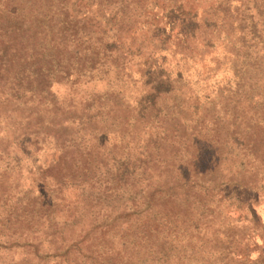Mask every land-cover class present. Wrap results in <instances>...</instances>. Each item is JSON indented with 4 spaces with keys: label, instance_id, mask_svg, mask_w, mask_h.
<instances>
[{
    "label": "rangeland",
    "instance_id": "374dc122",
    "mask_svg": "<svg viewBox=\"0 0 264 264\" xmlns=\"http://www.w3.org/2000/svg\"><path fill=\"white\" fill-rule=\"evenodd\" d=\"M199 2L202 6L180 23L186 20L191 29H200L206 22L202 8L216 7L218 18L225 11L220 5L229 6L233 17L228 15L230 26L217 27L212 38L197 47L198 55H185L168 37L151 53L141 52L135 44L126 50L131 40H120L115 17L100 28L104 12H98L92 0H79L70 3L69 19L63 15L54 26L56 37L61 38L39 43L37 56L23 62L34 80L20 84L14 79L19 70L12 69L8 88L2 90L12 100L0 110V178L6 173L15 182L0 211L19 198L38 203L64 198L69 210L63 208L50 224L34 222L0 230V264H264V162L256 163L260 171L252 179L247 174L252 153L238 136L225 143L217 178L203 183L212 192L200 212L205 218L194 221L191 228L180 218L171 223L176 226L175 241L161 246L159 256L144 249L126 254L118 242L111 253H95L97 262L86 253L91 242L89 217H97L100 207L108 206L122 218L130 214L126 211L142 207L144 191L155 173L147 160L166 137L167 125H172L167 113L191 131L203 117H222L224 108L232 107L227 94L237 90L239 81L231 68L234 57L237 69H242L239 76L244 77V71L255 74L245 70L255 56L247 49L264 43L263 18L256 23L249 18L251 12L242 18L246 14L238 0ZM112 14L113 9L107 8L108 17ZM161 26L152 27L156 35L162 33ZM5 27L0 23V39ZM125 51L133 56L118 64L110 58L118 53L123 57ZM92 66L98 67L90 70ZM28 89L34 94L31 102ZM214 97L216 101L209 104L213 109H207L205 104ZM21 114L30 115V121H15ZM44 134L48 135L42 138ZM69 143L76 147L74 153L67 149ZM62 147L67 159L91 152L92 158L100 154L103 161L96 158V170L74 177L70 167L57 165ZM254 151L264 157V134ZM48 166H58L53 172L63 177L58 187L49 178L46 186L41 185ZM65 176L72 186L66 185ZM96 201L102 206H95ZM75 205L74 220L65 223ZM84 237L87 243L83 244Z\"/></svg>",
    "mask_w": 264,
    "mask_h": 264
},
{
    "label": "trees",
    "instance_id": "16d2710c",
    "mask_svg": "<svg viewBox=\"0 0 264 264\" xmlns=\"http://www.w3.org/2000/svg\"><path fill=\"white\" fill-rule=\"evenodd\" d=\"M238 1L244 7L246 14L242 18L249 17L248 13L251 12L249 18L256 19V23L262 22L263 18L264 22V0ZM73 2L79 0H0V23L6 25L2 34L4 38L0 39V72H2L0 82H3L0 86V110H5L11 105L12 98L2 90L8 88L12 69L17 67L13 71L15 73L19 70L17 75H14V79L20 84L34 80L25 69L23 62L37 56L36 49L39 43L44 44L61 38L56 37L54 26L61 22L59 19L63 15L69 19V6ZM244 2L248 4L243 5ZM92 3L98 12L105 14L99 20L100 28H104L108 21L111 22V17H115V23H119L121 27L118 32L120 40H131L132 45L128 44L126 50H132L135 44L141 52L148 53L160 49L164 43L163 38L168 37L176 40V48H180L185 55H198L200 53L197 47L212 38V31L217 27L224 29L230 26L228 15L233 17L229 6H219L225 8V11L218 18L216 7H210L211 9L203 7L201 18L206 22L201 24L202 28L193 30L186 20L180 23V19H187L199 9L202 6L199 5V0H92ZM107 8L113 9V14L109 17ZM159 24H162V33L156 35L152 27L156 29ZM253 26L256 27L255 24ZM247 50L255 56L251 63H246L245 70L250 68L255 74L248 76L244 71V77L239 76L242 69H237L238 60L235 57L233 61L231 60V68L234 69V75L239 81H237V90L227 94L232 107L224 108L222 117L212 116L210 120L203 117L191 131H187L184 126L177 124L176 118L167 113V119L169 118V123L171 122L172 125L171 127L167 125L166 137L159 142L158 148L150 153V158L147 160L151 173L152 171L155 173H152L147 184L149 186L144 191L140 210L134 209L133 212L128 210L126 212L130 214L122 218L121 213L113 214L110 207L102 206V203L96 201L95 206L102 207L98 209L97 217H89L87 230L91 233V242L86 247V253L90 260L97 262L94 258L95 253L101 251L106 254L111 253L117 242L119 250H123L126 254L144 249L151 256H159L161 246L171 245L175 241L173 229L176 226L171 223H177L180 218L191 228L194 221L204 219L205 216L200 215V212L210 201L212 192L205 188L203 183L217 178L224 145L230 137L238 136L252 153L253 163L247 174H250L252 179L259 175L260 166L256 163L264 162V157L259 156L254 148L259 146L260 135L264 134V43L251 44ZM119 56L120 53L115 56L110 54V58H113L116 64L124 57H131L133 54L132 51L131 53L125 51L123 57ZM97 67L92 66L90 70ZM28 90L30 94L27 101L31 102L34 94L31 89ZM218 94L222 93L217 92L216 95ZM215 98L205 104L207 109L212 108L209 104L214 103ZM253 99L256 100L252 101ZM16 101L15 103L18 104ZM29 118L30 115L21 114L15 121L28 122ZM48 126L53 127L52 124ZM255 127L261 129L254 133ZM47 135H42V138ZM53 139L55 140L56 137ZM75 148L72 143L68 144L67 149L72 150L73 153ZM92 154L87 152L77 160L67 159L69 154L62 147L57 165L70 167L74 177L87 172L92 173L91 170L97 169L93 164L95 159L102 160L100 154L96 158H92ZM91 163L93 168H90ZM54 167L58 166L46 168L47 175L42 176V186L47 185L49 178L50 182H54V186L58 187L63 177L53 176ZM67 178L65 176L66 185L72 186ZM14 182L9 181L6 173L0 178V210L6 205V199L14 189ZM55 200L38 203L34 199H16L8 210L0 211V230L6 229L7 226L20 228L22 225L28 226L34 222L50 224L64 211L63 208L67 207L69 210L64 198ZM90 202H93V199ZM43 206L46 208L44 211ZM52 208L54 210L48 213ZM77 210L75 205L70 217L67 215L68 219L65 223L74 220ZM117 236H119L118 241H116ZM81 243H87V238L84 237ZM73 246L74 244H70L69 248L72 249Z\"/></svg>",
    "mask_w": 264,
    "mask_h": 264
}]
</instances>
